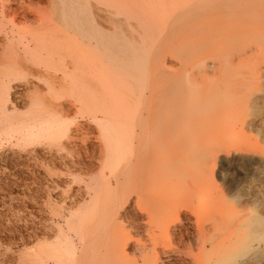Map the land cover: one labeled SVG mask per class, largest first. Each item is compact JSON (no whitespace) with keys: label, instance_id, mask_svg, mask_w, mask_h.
<instances>
[{"label":"bare ground","instance_id":"obj_1","mask_svg":"<svg viewBox=\"0 0 264 264\" xmlns=\"http://www.w3.org/2000/svg\"><path fill=\"white\" fill-rule=\"evenodd\" d=\"M263 72L264 0H0V140L63 157L80 119L100 144L65 227L25 264H264V205L213 176L223 156L264 163L248 135ZM16 84L34 93L22 115ZM130 199L139 215L121 217Z\"/></svg>","mask_w":264,"mask_h":264},{"label":"rangeland","instance_id":"obj_2","mask_svg":"<svg viewBox=\"0 0 264 264\" xmlns=\"http://www.w3.org/2000/svg\"><path fill=\"white\" fill-rule=\"evenodd\" d=\"M262 74L257 90V112L248 117L251 126L248 135L264 150V72ZM15 88L9 93L7 107L10 112L15 111L16 114L22 115L28 109L25 97L34 93H26L20 84H16ZM87 122L80 119L70 121L68 128L72 135L69 136L77 139V143H69L67 151L60 152L61 155H69L63 154L66 158L58 156V160L53 157V141L40 140L39 144L35 142V146L33 143H21L16 138L0 140V264H25L27 256L22 257L23 254L30 255L40 247L54 243V224L57 227H65L64 217L68 214L65 207L85 194V184L88 183L90 175L98 173L96 168L100 163L97 160L100 144L98 145V139L95 137V127ZM261 157L264 158V151L261 152ZM64 165L65 168L69 166L65 169ZM215 165L213 176L215 179L220 176L224 178L228 191L233 195L241 192L244 197L242 199L247 200L248 204L256 202L264 205V163L258 158L242 164L237 156H223ZM54 203L64 210H60V215L54 216ZM133 203L134 200L130 199V202L120 209L121 217L137 214ZM248 208L252 209L251 206ZM189 224L184 221L182 237L177 238L183 239L185 243H194L195 227ZM133 235L136 236L135 233H132ZM134 247V243L130 242L127 252ZM172 264L186 262L176 261Z\"/></svg>","mask_w":264,"mask_h":264}]
</instances>
